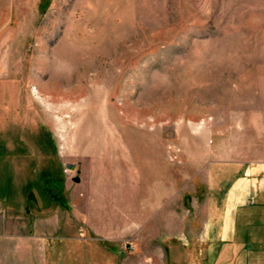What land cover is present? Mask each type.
Returning a JSON list of instances; mask_svg holds the SVG:
<instances>
[{
  "label": "rangeland",
  "instance_id": "obj_1",
  "mask_svg": "<svg viewBox=\"0 0 264 264\" xmlns=\"http://www.w3.org/2000/svg\"><path fill=\"white\" fill-rule=\"evenodd\" d=\"M263 158L264 0H0V264H223L209 165Z\"/></svg>",
  "mask_w": 264,
  "mask_h": 264
},
{
  "label": "crops",
  "instance_id": "obj_2",
  "mask_svg": "<svg viewBox=\"0 0 264 264\" xmlns=\"http://www.w3.org/2000/svg\"><path fill=\"white\" fill-rule=\"evenodd\" d=\"M208 177L209 196H219L222 191L224 195L222 209L219 208V202L216 201L209 205L211 216L208 220L220 223L217 230L210 229L207 232L208 238L218 239L224 243L221 251L226 254L223 264H235V257H232V253L237 251L247 253L246 257L239 261L240 264H264V222L263 230L259 233L249 224L251 218H247V225L244 228L237 223V220L243 219L236 218L234 214L239 206L244 205L253 188L259 190L264 198V158L255 164L244 160L211 162L208 168ZM208 250L213 254L217 251L215 246L209 247ZM253 252L259 255V257L257 256L258 260L247 257L249 253Z\"/></svg>",
  "mask_w": 264,
  "mask_h": 264
},
{
  "label": "water",
  "instance_id": "obj_3",
  "mask_svg": "<svg viewBox=\"0 0 264 264\" xmlns=\"http://www.w3.org/2000/svg\"><path fill=\"white\" fill-rule=\"evenodd\" d=\"M74 180H75V181H78V180H79V178H78V177H74Z\"/></svg>",
  "mask_w": 264,
  "mask_h": 264
}]
</instances>
